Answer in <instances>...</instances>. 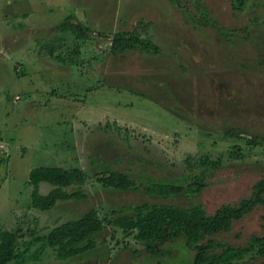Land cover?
Wrapping results in <instances>:
<instances>
[{
	"label": "rangeland",
	"instance_id": "1",
	"mask_svg": "<svg viewBox=\"0 0 264 264\" xmlns=\"http://www.w3.org/2000/svg\"><path fill=\"white\" fill-rule=\"evenodd\" d=\"M181 2L187 8L170 0H0V232L13 231L21 250L91 208L106 219L146 201L202 204L212 211L264 178L261 1L248 0L239 9L235 0ZM197 3L215 18L208 28L197 30L187 21L198 15ZM68 19L85 24L91 38L61 32ZM140 19L150 21L142 37L150 36L160 52L112 55L115 33ZM221 29L231 32L230 40ZM235 129L245 136L227 137ZM250 137L260 143L249 146ZM206 157L218 164L206 167L216 174L208 190L170 200L144 192L145 178L199 172L197 163ZM37 166L83 169L87 198L59 201L48 211L34 208L28 174ZM104 166L128 174L138 188L102 186L96 176ZM51 189L40 185L42 194ZM233 231L243 244L261 234L264 211ZM96 239L95 248L65 260L42 242L32 243L26 264L188 263L174 243L166 244L165 256L135 253L142 246L113 225ZM232 264H264V257L253 250Z\"/></svg>",
	"mask_w": 264,
	"mask_h": 264
},
{
	"label": "trees",
	"instance_id": "2",
	"mask_svg": "<svg viewBox=\"0 0 264 264\" xmlns=\"http://www.w3.org/2000/svg\"><path fill=\"white\" fill-rule=\"evenodd\" d=\"M175 6L187 8L181 0H170ZM235 9L242 7L248 0H235ZM264 9V0H260ZM196 4L197 16L187 17L197 30L208 28L215 23V18L200 3ZM150 21L138 20L133 27L115 33L109 52L114 56L132 55V52L158 54L159 47L150 36L142 37L147 32ZM61 32H70L76 40L86 41L91 38V30L82 22L68 19L59 28ZM227 40L231 32L220 31ZM148 35V34H147ZM59 40H62L60 37ZM50 47L49 54L55 55ZM61 62L72 64V61L58 57ZM73 65H76L73 64ZM227 137H243L241 130H229ZM251 147L257 146V137L247 138ZM199 172L178 178L153 180L144 179V192L150 197L170 200L182 196L200 194L209 189L216 174H211L206 167H218L216 161L209 157L201 159ZM89 175L79 167L37 166L30 170L28 183L33 187L31 204L41 211L51 210L59 201L87 198L83 186ZM96 181L104 187L121 190H136L137 182L128 174L104 166L96 176ZM41 183H47L52 189L46 194L40 192ZM76 187L74 190H70ZM257 210L264 211V178L255 180L247 195L232 202H224L214 210H208L202 204L189 206L173 203L143 202L128 209V214L106 219L101 217L95 208H91L80 218L67 221L54 227L47 235L34 238L32 243L42 242L43 246L54 249L56 257L65 260L95 248L99 243L96 236L101 234L108 225L119 228L126 235L132 236L142 248L135 253L144 251L148 256L168 254L167 243L178 245L185 251L187 264H232L242 259L248 252L256 250V255L264 257V231L252 234L248 241L240 242L239 232H234L235 225ZM232 234L231 238H225ZM225 235V236H224ZM233 237V239H232ZM29 242L25 250H21L15 233L11 230L0 232V264H26L27 253L32 244ZM144 252V253H145ZM184 264H186L184 262Z\"/></svg>",
	"mask_w": 264,
	"mask_h": 264
},
{
	"label": "built area",
	"instance_id": "3",
	"mask_svg": "<svg viewBox=\"0 0 264 264\" xmlns=\"http://www.w3.org/2000/svg\"><path fill=\"white\" fill-rule=\"evenodd\" d=\"M0 147H1V145H0Z\"/></svg>",
	"mask_w": 264,
	"mask_h": 264
}]
</instances>
